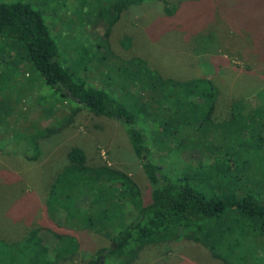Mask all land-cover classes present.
I'll use <instances>...</instances> for the list:
<instances>
[{
    "label": "trees",
    "instance_id": "1",
    "mask_svg": "<svg viewBox=\"0 0 264 264\" xmlns=\"http://www.w3.org/2000/svg\"><path fill=\"white\" fill-rule=\"evenodd\" d=\"M155 1L173 11L170 0H53L54 15L60 12L67 26L59 31L56 18L49 26L30 3L0 0V123L15 114L9 141L38 159L62 129L19 122V109L2 93L9 64L17 63L24 76L18 87L27 83L30 92L38 83L40 103L71 101L73 115L84 109L121 120L150 187L146 196L126 171L89 165L84 149L70 146L47 192L42 222L18 239L0 237V264H56L84 249L92 251L86 264H132L146 246L179 238L205 246L223 264H255L236 250L264 241V86L232 101L221 116L211 79H176L147 57L115 56L108 38L122 12ZM88 25L96 28L92 38ZM68 37L75 71L61 61ZM129 43V37L121 39L124 47ZM94 50H105L106 57H87ZM153 149L161 156L179 152L182 167L171 171L161 160L151 161ZM192 150L208 158L186 160ZM98 238L108 246L94 248Z\"/></svg>",
    "mask_w": 264,
    "mask_h": 264
},
{
    "label": "rangeland",
    "instance_id": "2",
    "mask_svg": "<svg viewBox=\"0 0 264 264\" xmlns=\"http://www.w3.org/2000/svg\"><path fill=\"white\" fill-rule=\"evenodd\" d=\"M22 1L40 11L46 23L51 17L56 18V22L61 24L59 31L67 28L60 21V12L59 16L54 15L56 11L52 10L55 7L53 0ZM170 1L173 7L170 13H166L158 1L139 7L135 12L131 8L123 11L111 28L108 49L115 56L147 57L164 76L176 79H211L219 90L217 113L225 116L232 101L248 98L264 86V0ZM48 25L50 26L49 23ZM87 29L92 34L96 30L92 25H88ZM93 36L94 34L90 38ZM124 37L130 38L128 47L121 44ZM70 39L68 37L62 40L61 61L75 71L78 66L72 57L71 47L74 45L68 43ZM1 45L0 50H3V43ZM104 51H91L87 57L94 56L99 62L106 57ZM93 69L92 72H95L97 67L93 66ZM7 71L9 74L3 83L7 88L2 93L9 94L15 110L19 109V122L25 127L61 126L62 129L59 130L57 143H45V151L49 150L48 153L44 151L38 159H30L26 148L9 141L12 136L9 138V130L14 126L12 123L15 114H8L0 123V237L18 239L28 229L42 222L47 192L65 166V154L72 145L84 149L89 165L107 164L126 171L144 194L148 195L149 183L121 120L95 115L84 109L73 115L71 101L53 99L55 101L48 102L46 99L45 104H42L40 97L44 92L37 86L38 83L31 86L30 92L27 90V83L18 87L17 81L20 82L24 76L17 63L9 64ZM66 119L68 120L65 122ZM155 143L160 147V142ZM2 147L4 151L1 150ZM149 158L153 162L159 161V164L161 160L166 167L170 165L171 171L182 167L178 159L179 152L161 156L159 150L153 149ZM192 158L206 160L208 157L199 151H188L185 159ZM252 230L249 228L248 232L252 233ZM53 242L51 239V243ZM105 246L108 243L98 238L94 248ZM252 246L249 250L237 249V256H244L249 262L255 261V264H264V241L254 242ZM91 253L90 249L79 250L70 259L56 264H86ZM132 264L223 262L214 257L205 246L179 238L155 247L146 246L140 252L138 261Z\"/></svg>",
    "mask_w": 264,
    "mask_h": 264
}]
</instances>
